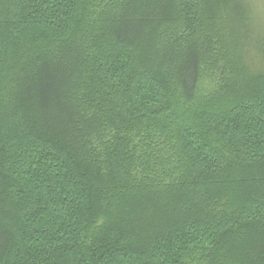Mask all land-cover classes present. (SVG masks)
<instances>
[{
    "label": "trees",
    "instance_id": "trees-1",
    "mask_svg": "<svg viewBox=\"0 0 264 264\" xmlns=\"http://www.w3.org/2000/svg\"><path fill=\"white\" fill-rule=\"evenodd\" d=\"M263 17L0 0V264H264Z\"/></svg>",
    "mask_w": 264,
    "mask_h": 264
},
{
    "label": "rangeland",
    "instance_id": "rangeland-1",
    "mask_svg": "<svg viewBox=\"0 0 264 264\" xmlns=\"http://www.w3.org/2000/svg\"><path fill=\"white\" fill-rule=\"evenodd\" d=\"M260 2H261V4H264V0H259ZM263 6V5H262ZM259 7H260V5H259ZM261 8V7H260ZM259 8V9H260ZM260 10H263V9H260ZM263 12V11H262ZM264 18V17H263Z\"/></svg>",
    "mask_w": 264,
    "mask_h": 264
}]
</instances>
